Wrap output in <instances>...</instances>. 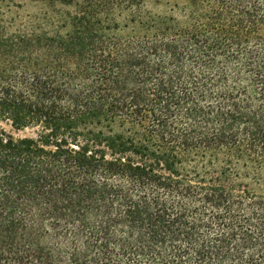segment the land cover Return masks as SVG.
<instances>
[{
    "label": "trees",
    "instance_id": "obj_1",
    "mask_svg": "<svg viewBox=\"0 0 264 264\" xmlns=\"http://www.w3.org/2000/svg\"><path fill=\"white\" fill-rule=\"evenodd\" d=\"M32 1L75 12L0 13V264H264L263 3L124 39L145 0Z\"/></svg>",
    "mask_w": 264,
    "mask_h": 264
},
{
    "label": "rangeland",
    "instance_id": "obj_2",
    "mask_svg": "<svg viewBox=\"0 0 264 264\" xmlns=\"http://www.w3.org/2000/svg\"><path fill=\"white\" fill-rule=\"evenodd\" d=\"M260 2L263 3L264 7V0H260ZM191 7V3L186 0H145L138 7L129 9L122 7L118 9L114 12L113 19H116L120 23L121 31L119 35L127 39L131 36H138L140 32H145L143 26H139L140 21H143L145 26L148 25L147 21L150 20L152 23H157L158 21L164 23L166 21L165 23L170 25V23L175 21L184 20L185 15L191 10ZM68 12L74 13V7L60 3L52 6L44 5L32 0H0L1 16L4 17L7 24L14 30H22L24 26L28 25H39L47 30L56 29V25H59L61 21L60 16ZM131 19L137 20V24L132 23ZM170 26L173 28L172 25ZM151 35L154 36L155 33L153 32ZM205 74L197 75L200 81ZM30 132L28 130L26 134H30ZM259 168L262 167L251 166L248 169L250 176L247 178V182L252 185L251 188L255 189L258 194L264 195V169L261 171Z\"/></svg>",
    "mask_w": 264,
    "mask_h": 264
}]
</instances>
